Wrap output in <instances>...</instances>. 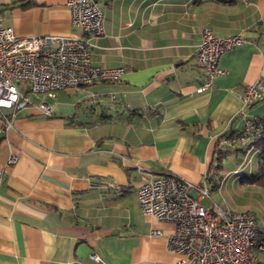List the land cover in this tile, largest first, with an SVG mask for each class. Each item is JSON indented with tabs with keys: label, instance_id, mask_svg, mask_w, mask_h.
<instances>
[{
	"label": "crops",
	"instance_id": "0c3cea01",
	"mask_svg": "<svg viewBox=\"0 0 264 264\" xmlns=\"http://www.w3.org/2000/svg\"><path fill=\"white\" fill-rule=\"evenodd\" d=\"M229 1V2H228ZM102 33L91 39V61L123 67L116 82L58 89L0 119V264H173L163 237L173 225L141 213L145 179L170 174L190 183L208 176L217 205L235 199L258 218L264 241V192L243 180L258 171L255 148L245 157L235 137L250 118L264 119V99L243 106L245 87L264 81V0H99ZM4 27L21 37H85L72 26L66 0H0ZM204 29L241 34L226 52L210 88L195 58ZM10 116L11 110H3ZM217 149V151H215ZM10 155L15 164H8ZM229 189V196L222 191ZM264 229V228H263ZM264 264V252L258 253Z\"/></svg>",
	"mask_w": 264,
	"mask_h": 264
},
{
	"label": "built area",
	"instance_id": "2783aa9c",
	"mask_svg": "<svg viewBox=\"0 0 264 264\" xmlns=\"http://www.w3.org/2000/svg\"><path fill=\"white\" fill-rule=\"evenodd\" d=\"M98 1L66 0L71 24L83 32L82 38L21 37L13 28L4 27L0 18V119L5 129L13 127L14 113L30 104L29 94L42 96L37 109L49 115L46 98L53 97L54 91L116 82L124 75L123 67H100L91 61V39L99 36L103 27ZM243 41L241 34L218 37L209 29L202 31L195 58L203 68L205 82L197 93L210 88L214 77L225 74L220 66L223 55ZM240 99L243 106L262 101L264 81L247 85ZM5 109L12 111L9 117L4 115ZM262 139L264 119L256 117L245 121L235 143L244 148L247 157ZM16 161L15 156H9L8 164ZM132 166L145 177L137 191L141 213L174 227L167 235L160 230L152 232L165 239L168 252L178 256L173 264H258L257 255L264 252V241L256 240V215L213 202L203 205L201 201L210 198L207 175L198 183H190L170 174L153 175L136 163ZM90 258L106 264L96 254Z\"/></svg>",
	"mask_w": 264,
	"mask_h": 264
},
{
	"label": "trees",
	"instance_id": "16d2710c",
	"mask_svg": "<svg viewBox=\"0 0 264 264\" xmlns=\"http://www.w3.org/2000/svg\"><path fill=\"white\" fill-rule=\"evenodd\" d=\"M255 148L257 149L259 155L258 171L255 175L244 179L243 182L256 185L264 192V139L258 141L255 144Z\"/></svg>",
	"mask_w": 264,
	"mask_h": 264
},
{
	"label": "rangeland",
	"instance_id": "374dc122",
	"mask_svg": "<svg viewBox=\"0 0 264 264\" xmlns=\"http://www.w3.org/2000/svg\"><path fill=\"white\" fill-rule=\"evenodd\" d=\"M227 189V188H226ZM229 189H227V191H225V193H224V191H222V194H224V195H227V196H229ZM219 194L216 192V193H211V198H212V200L214 201L213 203H215V204H217V196H218ZM231 195V194H230ZM203 204H205V205H207V203L205 202V201H203ZM232 204L233 205H231L232 207H230V208H232V209H235V210H237V211H251V212H253L255 215H256V217L258 218V216H257V214H256V212L255 211H253V210H251L250 209V207L249 206H247L248 208H246L245 210H238L237 209V206H239V205H241V204H243L242 206H246L247 205V203H244V202H242L241 200H239L238 198L237 199H235V203L234 202H232ZM264 212V211H263ZM264 217V216H263ZM264 228V221H263V227H261L260 226V229L261 230H264L263 229Z\"/></svg>",
	"mask_w": 264,
	"mask_h": 264
}]
</instances>
